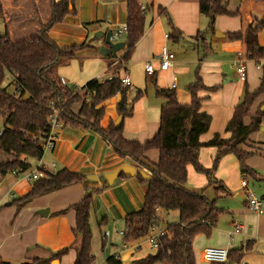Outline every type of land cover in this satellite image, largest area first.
Segmentation results:
<instances>
[{"label": "crops", "instance_id": "obj_1", "mask_svg": "<svg viewBox=\"0 0 264 264\" xmlns=\"http://www.w3.org/2000/svg\"><path fill=\"white\" fill-rule=\"evenodd\" d=\"M125 2L126 0H75V15L67 16L63 23L50 29L48 36L59 48L80 45L86 41L91 45L90 48L76 51L72 59L57 66V75L64 85L80 89L87 82L99 80L112 73L106 57L99 55L98 50L104 45L102 40L108 31L111 35L115 34L120 26L125 24ZM138 5L144 14L143 35L136 43L125 69H121L119 73L127 75L130 85L137 90L145 91V94L134 104L133 115L123 120V137L129 141L144 143L156 135L160 107L165 100L155 96L154 86L173 91L179 104L190 103L186 87L195 78L194 71L202 51L201 39L195 36L196 33H201L211 52L199 64L198 76L205 87L218 88L214 92L197 93L202 99L200 111L211 118L208 132L200 137V142L208 141L214 134L223 139L228 138L229 133L224 132V128L232 117L234 108L243 101L245 93L253 92L259 87L264 58L258 65L245 60L243 44L228 41L224 34L239 31L253 19L263 18V3L230 0L228 10L231 12L238 10L240 16L217 17L213 22V31L208 29V18L199 13L198 0H138ZM158 7L162 9L160 12L157 10ZM232 20L237 21L233 26L230 25ZM174 30L180 33L177 41L165 38ZM216 32L223 36H215ZM98 33L102 34L100 38L96 37ZM124 37L125 34H120L115 43H123ZM256 39L258 45L264 48V32H259ZM162 50H166L174 57L170 68L160 71L157 63H154V76L146 77L143 72L144 63ZM124 51L119 50L114 55L109 53L108 56L119 58ZM239 64L245 67V81H240L237 77L236 67ZM256 66H259V69H256ZM135 68H138L139 75H136ZM147 79L151 83L149 90L146 85ZM172 84L174 88H171ZM118 100L119 96H115L104 103L101 128L106 129L110 122L117 118L115 106ZM257 110L264 113V93L253 102L250 114ZM73 111H77V106L73 107ZM244 123L248 124L249 119L245 118ZM261 128L251 134L246 144L241 147L252 152L245 160L247 168L255 172L252 177L240 173L238 162L231 154L221 157L214 166L216 149L206 147L199 150L197 159L204 169L211 171V179L217 183L208 184L205 175L195 172L190 165L187 166L186 183L183 188L193 194L192 198H183L177 194L162 197L150 185L151 180L141 184L135 176L117 178L110 187L94 193L92 209L98 212L95 214V220L99 239L90 229L93 264H106L109 257L117 258L120 264H134L156 252L157 248L148 244L147 236L142 237L138 233L139 221L143 214L141 212L143 198L146 194L154 192H157L164 204L163 208L157 210L158 227L163 221V216L170 212H176L177 218L169 224L179 223L200 213L203 210V203L196 197L197 195H201L208 202L215 200V207L225 211L217 218L209 236L220 237L219 242L206 240L204 243L206 246L200 247L198 241L202 237L197 235L194 238L192 250L197 261L209 264L202 259V252L206 247L226 248L225 250L229 251L252 241L253 253L244 255L238 264H264V129ZM56 137L53 150L44 153L41 158L42 163L49 168L50 174L64 168L86 178L94 176L95 181L86 179L84 184L100 189L105 184V174L113 172L120 166L131 165L127 160L119 159L111 147L90 130L64 128L57 132ZM45 156L48 157L47 161ZM144 158L154 163L157 161L158 152L148 151ZM0 159L5 161L3 156H0ZM29 162L31 168H35V161ZM52 164L53 168L50 167ZM241 181L246 182V187L241 186ZM33 183L11 174L0 179V204L4 203V206L0 207V264H27L34 258L49 259L62 249H67L65 254L50 261L49 264H74L76 255L72 233L74 213L73 211L63 215L56 213L78 203L82 196L86 195L83 185L75 184L37 197L18 209L13 202L27 195ZM220 185L223 186V191L217 192ZM247 191L261 200L260 215L248 211ZM220 202L223 203L221 207L216 206ZM41 210L47 211L45 216L38 214ZM91 215L90 212L89 226ZM129 215L133 216V220L129 236L125 240V236L122 238L119 232H126V216ZM110 220L123 221L122 229L115 231L113 238H110L111 233L105 237L106 231L102 232L103 226ZM236 226H240V229L234 233ZM237 244L238 247H233ZM163 256L164 259L162 257L153 264H181L180 251L176 248Z\"/></svg>", "mask_w": 264, "mask_h": 264}, {"label": "trees", "instance_id": "obj_2", "mask_svg": "<svg viewBox=\"0 0 264 264\" xmlns=\"http://www.w3.org/2000/svg\"><path fill=\"white\" fill-rule=\"evenodd\" d=\"M74 1L49 0L48 12L44 14L47 17L46 21H38L33 34L17 40L11 39L8 32V22L13 16H9L0 4V19L5 24V31L0 33V124L2 126L0 156H7L5 161L0 159V179L13 171L18 173L28 171L31 169L29 160L37 161L42 158L40 142L48 132L47 121L52 114L51 103L55 108L62 109L59 115L61 129L70 128L94 132L111 147L119 159L127 160L137 170L144 171L151 177V181L159 183L162 189H171L193 197V194L186 192L183 188L186 183V168L189 165L195 172L205 175L208 184L217 183L211 179V171L204 169L197 159L199 150L206 147L216 149L214 166L221 157L231 154L236 158L241 174L254 176L255 172L245 165V160L252 155V152L245 151L241 147L246 144L251 134L258 132L264 126L262 111L257 110L254 114H250L253 102L264 93V67L261 69L259 87L253 92H246L243 101L234 108L232 117L224 128V132L229 133V137L223 139L218 134H214L208 141L200 142V137L208 132L211 118L205 112L200 111L202 99L197 93L199 91L214 92L218 87H205L198 76L199 64L211 52V48L205 43L202 34L196 33L195 38L201 39L202 51L194 71L195 78L186 87L190 95V103L179 104L173 91L154 86L155 96L165 100L160 107L159 127L156 135L144 143L126 140L123 137L122 122L133 115V106L144 96L145 91L135 90L133 92L131 85L123 86L118 78L105 83L91 80L82 88L77 89L64 85L57 75L56 69L60 63L72 59L76 51L91 47L86 41L80 45L59 48L48 36L51 28L63 23L67 16L75 15ZM229 1L198 0L199 13L208 18L210 31H213V22L217 17L240 16L238 10L234 12L228 10ZM252 1L253 3L262 2L264 8V0ZM157 10L160 12L162 9L158 7ZM124 23L127 30L123 41L125 50L123 55L119 58L110 56L105 58L112 73L125 69L136 43L143 35L144 14L138 5V0H126ZM16 30L21 32L19 27H16ZM259 32H264V17L253 19L239 31L228 32L224 36L228 41L241 42L244 46L245 60L258 65L259 61L264 58V48L258 45L256 39ZM22 33L26 34L27 30ZM168 38L177 41L180 33L174 30ZM7 78H12V84L20 96L7 92V85L4 84ZM115 96H119L115 112L117 117L121 118V123L115 128L113 122H110L108 127L103 129L100 121L104 115V103ZM74 106H77L76 112L73 111ZM245 118L249 119L248 124L244 123ZM152 150L158 152L157 161L154 163L144 158V154ZM21 158H25L28 163L23 164ZM118 178L129 177L121 174ZM135 178L141 184L146 183L137 175ZM86 179L79 173L63 168L34 181L30 192L13 202L20 209L37 197L75 184H82L84 191L92 190L90 194L83 195L78 203L56 213L58 215L69 211L74 213L72 229L73 246L76 252L74 264H93L89 226V216L93 208L92 195L108 188L105 184L100 189L87 186L84 184ZM222 187V185L217 187V192L223 191ZM196 197L202 201L203 210L179 223L166 225L165 235L160 239L156 252L134 264H153L174 248L180 251L181 264H195L192 250L194 238L197 235L209 237L217 218L225 212L215 207V200L208 202L201 195ZM163 207V201L157 192L144 196L141 208L143 214L138 229L142 237L147 235L152 225L158 226L157 210ZM132 220V215L126 216L125 240L131 231ZM252 245V241H247L240 248L229 250L226 262L210 264H238L245 253L251 252ZM66 250L56 252L49 259L34 258L27 264H49L50 261L65 254ZM105 263L120 264V261L109 257Z\"/></svg>", "mask_w": 264, "mask_h": 264}, {"label": "built area", "instance_id": "obj_3", "mask_svg": "<svg viewBox=\"0 0 264 264\" xmlns=\"http://www.w3.org/2000/svg\"><path fill=\"white\" fill-rule=\"evenodd\" d=\"M126 24H122L118 31L115 34H112L110 37L111 42H117L118 36L120 34H126ZM168 38V35L165 36ZM173 55L166 50H162L159 54H157L154 58L147 60L143 65V72L146 77H153L155 74L154 63H157L158 70L166 71L170 68L171 61L173 60ZM256 69H259V66H256ZM121 70V69H120ZM113 72L108 74L106 77L99 78L100 83H105L106 81H110L112 79H119L123 86H129L130 81L127 75H121L119 72ZM237 77L240 81H245L246 78V70L244 65H238L236 67ZM5 83L12 87V93L16 96H20L19 92L16 90L15 86L12 84V78H7ZM171 88H174V84H172ZM87 101V98L85 99ZM51 109V116L48 118V132L45 137H43L42 141L40 142L41 151L44 153L48 151H52L54 148L56 134L61 129V122L59 120V115L62 111L61 108H55L53 103L50 104ZM1 134V131H0ZM21 162L23 164H27L28 161L25 158H21ZM36 166L35 168H31L28 171L18 173L17 171H13L10 174L16 178L25 180L27 182H34L38 179H42L46 177V174H49V168L46 167L42 163V159L35 161ZM51 168L54 167V164L50 165ZM241 186L246 187V182L241 181ZM246 207L249 212L254 215H260L262 213V202L261 200L252 194L251 192L247 191V200H246ZM240 229V226H236L234 233H237ZM125 232H119V235L123 238L125 236ZM105 237L108 235L106 232ZM165 235V230L160 229L157 225H152L149 232L147 233V242L148 244L153 247L157 248L160 244V239ZM123 245V244H122ZM124 246V245H123ZM227 253L228 251L225 249L220 248H206L202 252V259L207 263H224L227 260Z\"/></svg>", "mask_w": 264, "mask_h": 264}, {"label": "rangeland", "instance_id": "obj_4", "mask_svg": "<svg viewBox=\"0 0 264 264\" xmlns=\"http://www.w3.org/2000/svg\"><path fill=\"white\" fill-rule=\"evenodd\" d=\"M48 2H49V0H0L1 6L8 12V15L13 16V18L8 22V29H9L8 32L10 34L11 39L17 40V39H21L24 36H28V35L33 34L35 32L36 27L38 26L37 25L38 21L45 22L47 19V17L44 14H46L48 12ZM235 22H237V21L236 20L230 21V25L233 26V24H236ZM18 25H20V26H18ZM16 27H19L21 29L20 30L21 32L17 31ZM13 29H15V30H13ZM25 30H27V33L26 34L22 33V32H25ZM4 31H5V24L0 19V33H3ZM101 39H103V38H101ZM102 41H104V39ZM112 43H115V42H112ZM121 54H122V51H120V55ZM134 71H135L136 75H139L138 68L137 69L135 68ZM4 84L7 85V92L9 94H11L12 90H13L12 87L10 85H8L7 83H4ZM146 85H147V88L149 90L150 85H151L149 79L146 80ZM132 89H133V92L135 90H137V88H135V87H132ZM105 120L107 121V118ZM1 128H2V126L0 124V130H1ZM47 158L48 157L45 156V159H46L45 161L48 160ZM3 159L6 160L7 156L6 157L4 156ZM150 185L152 187H154L155 190L158 191V193L162 195V197H168L171 194H177L183 198H192L191 195H187V194H184V193H181L178 191H173L171 189H162L161 186L159 185V183H157L156 181H151ZM222 204L223 203L220 202V203H217L216 206L221 207L220 205H222ZM2 206H4V203L0 204V207H2ZM91 213H92V215H91V219H90V229H92V231L94 232L96 237L99 239L98 225H97L96 220H95V214H98V212H96L95 210L92 209ZM176 218H177L176 212H170L169 214L164 215L163 221L161 222L159 228L163 229L164 226L171 223ZM122 227H123V221L115 220L114 222H112L110 220L107 225L103 226L102 232L108 231L107 233H111L110 238H113L114 237L113 233L115 231L116 232L119 231L120 229H122ZM106 232H104V234ZM200 236L202 237V239H200V241H198L200 244V247L206 246V244H204L205 242H207L206 240H208V241L209 240H216L217 242L220 241V237H216V236L206 237L204 235H200ZM233 247H238V244L234 245ZM252 247H253V245H252ZM211 248H219V247H211ZM220 249H222V248H220ZM252 253L253 252H247L244 255L252 254ZM162 257H163L162 259H164V256H162ZM194 262H195V264H206V263L199 262L196 259H194ZM229 264H236V263H229Z\"/></svg>", "mask_w": 264, "mask_h": 264}, {"label": "water", "instance_id": "obj_5", "mask_svg": "<svg viewBox=\"0 0 264 264\" xmlns=\"http://www.w3.org/2000/svg\"><path fill=\"white\" fill-rule=\"evenodd\" d=\"M102 34L98 33L96 34L97 38H100ZM215 36H220L222 37V34L215 33ZM111 37V32L108 31L105 36H104V45L101 46L98 50V54L107 57L109 53H112L114 55L117 51L124 49L123 43H112L110 40ZM121 123V118L117 117L116 120L113 122V125L115 128H117ZM261 129H264L262 127ZM124 175L125 177H134V176H139L143 181L149 182L151 180V177L146 174L144 171L141 170H136V168L132 165H123L115 169L113 172H110L108 174L104 175V180H105V185L106 187H110L114 180H116L119 175ZM89 180L95 181L96 178L94 176H89L87 177ZM91 190L86 191V195L90 194ZM46 210H41L38 212L40 216H45ZM245 264V263H244Z\"/></svg>", "mask_w": 264, "mask_h": 264}]
</instances>
